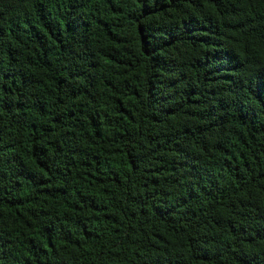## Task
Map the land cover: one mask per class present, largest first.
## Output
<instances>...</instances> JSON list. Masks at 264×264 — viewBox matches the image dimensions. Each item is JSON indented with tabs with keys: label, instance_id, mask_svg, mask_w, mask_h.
<instances>
[{
	"label": "trees",
	"instance_id": "1",
	"mask_svg": "<svg viewBox=\"0 0 264 264\" xmlns=\"http://www.w3.org/2000/svg\"><path fill=\"white\" fill-rule=\"evenodd\" d=\"M0 264H264V0H0Z\"/></svg>",
	"mask_w": 264,
	"mask_h": 264
}]
</instances>
